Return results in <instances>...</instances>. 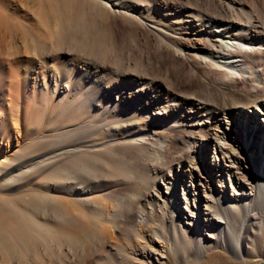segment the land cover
Listing matches in <instances>:
<instances>
[{"label":"bare ground","instance_id":"obj_1","mask_svg":"<svg viewBox=\"0 0 264 264\" xmlns=\"http://www.w3.org/2000/svg\"><path fill=\"white\" fill-rule=\"evenodd\" d=\"M59 1L60 3L57 4L59 7L50 10V13L47 15V20H45V22L48 23H45L46 26H49V24L51 25L54 19L57 24L58 20L60 29L62 30L61 34L64 36L63 38L77 51L89 52L91 55L103 58L117 52V47L115 45H112L103 35L97 33L98 17L108 12V7L102 0H90V5L98 10L94 15L89 13L88 9H90V6L88 4L85 6L81 5L75 13H72L71 0ZM12 2L17 4L19 0H0V48L10 45L8 48L12 51H9L6 56L13 58V60L9 62V66L11 67H13L14 64L15 66L17 65V61L15 63L14 59L20 56L19 51L14 47L15 43L21 42L25 47L26 54L34 55L35 57L40 55L43 56L46 48V43L44 44L39 38L33 36L30 30H27L28 26L25 25L22 20L20 21L22 17L13 18L14 16L12 13L8 11L11 10L9 9V4ZM243 5L244 4L235 3V0H232V4L227 2L225 6L227 7L226 13L221 14L205 10L196 15V17H199V23H204L205 27L208 26L206 23H209V25L213 23V27L222 28V33L217 32L215 29H211L210 26H208L210 27V29L207 30L208 34L205 35L202 32L200 33L198 29L195 30L189 27L187 29V26L183 24L181 27L179 26L177 28L176 25H180L181 22L176 23L174 28L168 25L167 29L173 33L178 34L177 30H180L179 32H182L180 33L181 35L193 34L198 36L199 39L190 37L183 40V38H177L161 31L162 35L160 36H162L165 41L159 39L158 41L161 40V42H158L160 44L159 49H157L163 54L170 53L174 62H176L177 59L185 61V48H189L195 53H200L209 58H221V60L228 59L224 60L228 62H225V64L221 66L228 67L231 71L236 70L239 73L241 72V75L242 73H249L252 77V81H254L253 85L249 83V80H247L245 76H242L241 79H234L231 78L232 75H230L228 71L227 73L209 72L208 76L210 77L208 78L207 84H204L205 86L201 87L199 91L192 92V90H188L187 92H179L174 82H167V88L173 89V96L161 98L160 95L154 96L161 86H165V82H162L163 77L162 74H160L161 71L156 66L154 70L151 66L153 71H149V69L141 63V66L132 70L131 68L127 69L129 66H126V64L125 69L123 63H121L122 61H120L118 67L123 68L121 71L124 72L125 76L127 75L129 77L132 72L144 75L142 77H146L150 75V73L156 74L154 76L152 75L153 80L145 84L146 87L144 86L145 88L143 87L141 90L150 89L152 87L154 92L149 93L148 104L150 107L158 105L157 109H160V111L155 112L156 117L163 114L166 115L165 120L167 119V121L164 120L165 122L160 124L159 127H157L156 124L147 122L144 126L145 129L137 131L133 127H129V125L125 127L117 124L119 122L117 117L123 113L119 110L114 111V114H112V118H116L113 119V122L103 120L99 123V128H96L89 122L90 120L87 117L90 111L86 109V99L81 102L82 107H85V109L80 113L75 112L74 109L76 107L74 108L70 104L72 96L68 98L65 105L68 111L72 112V115L66 124H69V126L74 125V131H81L79 132L80 135L77 133L78 135L76 138L72 139L70 142L72 144L75 143V145L72 146L81 145L85 151L79 149L83 151V154L82 152L74 153V155H76L75 158L69 161L56 160L54 162L53 167H55V171L50 172L45 177V186L40 187L43 193L31 196L29 202L24 201V203L34 205L31 210L33 215L26 213L25 211L27 210H21L16 205V202H9L5 197H0V215L4 213L7 217L9 216L8 219L11 222L15 223L13 231L17 239L10 238L12 234L7 238L15 241L20 239L19 241H21V243L23 241V246H21V248L18 245H13V247H11V242L7 239L10 243H8V247L5 248L6 255L1 254V256L5 255L8 260L4 262L2 258L0 264H12L13 261L15 264H142V262L137 261L136 255L140 256L141 253H145L151 258L153 254L150 251L142 250L141 245L143 244L136 239L145 241L147 246H151L150 244L153 242L152 237L157 233L150 227L152 223L157 224L162 230L166 231L168 236L167 240L172 244L173 250L169 254V259L166 264H196L191 258H195L200 254V249L202 247L205 248L204 244L211 243L207 238H214V244H218L220 248L228 250L236 256L238 255L237 249L240 243L236 234L241 230L244 218L247 217L250 212H253L255 213L256 219L264 223V204L262 203L263 201L260 200V198H263L264 194V190L262 189L264 185L262 179H264V177H261L264 176V171L261 172L260 162L257 158H253L255 165L252 166L244 157H242L241 160V156L239 154L235 155L234 153L232 157L234 156L235 162L238 164L237 166L226 165L228 158L222 153L224 155L223 159L221 158L222 166H220L222 172L216 171V167L209 161L205 162L204 158L198 160L199 151L202 146L205 145V148H209V146L215 142V139L220 141L222 137L219 129H214L213 131V129L209 127L203 126L199 128L200 123H196L195 118L201 120V118L205 116L209 121H212V124H215V126L216 124L220 126L226 123L227 118L229 119L228 122L234 121L237 122L238 125L242 124L243 126V123H250L249 121L258 119L259 115H264V14L258 12L257 9L256 11L258 13L247 11ZM43 7L44 6H42V8ZM16 11L17 10H14L13 13L17 14ZM40 12H35V15L40 19L39 21L43 18ZM188 17H191V15H188ZM185 22L190 23L191 21L185 20ZM184 30L187 32L183 33ZM191 30H194V32H191ZM188 31L190 33H188ZM211 36H214V38H211ZM219 38L223 40H232L233 43L224 47L225 45L219 43ZM91 39L93 43H90ZM174 47L176 49H174ZM3 55H5V53L0 51V113H5L6 110L8 115L5 116V121L6 118H8L10 122H5L7 124V130L0 134L2 135L0 139H2L4 143L6 142L8 145H12L15 142H13L14 140L12 141L13 129H11L9 124L14 125L12 127L14 131H17V134L20 133L18 130L20 124H17L18 118L24 115L23 117L28 119H26V121H29L32 105L30 101L32 100L28 95L23 110L22 107L19 106L17 83H15L16 76L11 72L6 76L3 72V70H5V64L1 62V59L4 57ZM116 55L121 59V53L118 52ZM168 57L170 58V56ZM139 62H142V60ZM172 70V72H177L178 74L179 71L184 70L183 63L180 66L174 67ZM187 71L189 74L187 82L190 85L196 77H198L197 75H199V73L191 65ZM58 73L60 74V80L58 81V79H56L55 81L56 89L60 87L59 83L62 85L65 81L63 74L61 72ZM215 75L230 78V80L234 82V86H232V88L227 86L223 80L214 78L216 77ZM70 77L71 82H73L74 76L70 75ZM37 80L34 79L33 90L31 91L32 94L30 93L32 97H35L37 92L40 91V83ZM159 80L162 84L158 83ZM129 81L133 82L135 80L130 76ZM214 81L219 82L218 86L214 84ZM71 82H69V89L67 90L69 92L72 90ZM108 83H110V81ZM240 84L247 86L245 89L240 90L238 89ZM5 93H7V95H5ZM189 102H191V104H189ZM77 109L78 108H76V110ZM18 113H20L19 116ZM247 113L251 115L248 116ZM122 116H125V114H122ZM127 118L128 117L124 118V123L125 121L127 122ZM209 121H206V124H209ZM27 125V128H24L25 131H27L26 135H24L25 138L23 143L26 142L25 140L28 138V141H31L33 139L32 134L35 131V129L30 126L31 124ZM256 126L259 129L256 133L264 135V121H258ZM61 129H65V127H60L57 130ZM160 129L167 131L166 134L160 131ZM144 130L150 131L151 136L155 139L152 140H154L156 144H162L167 140L168 143L165 145L166 149L164 150V157L162 159L153 157L154 154L149 153L148 147L143 144L119 142L120 139L132 136L136 132L141 135H146L147 133H143ZM215 131L217 132L214 134ZM93 135L96 136V139L104 140L106 145L108 143L107 141H110L108 144H115L114 147H112L114 148V153H110L109 148L104 144L102 149L91 151L90 146H92L91 143L93 141L91 137ZM212 135H215L216 138L213 139ZM247 135L248 138H246L249 143L250 140L253 139V135L249 132ZM223 136H225V134ZM56 144L62 149L64 148L63 141H59V143ZM217 147H220L219 150L222 152L223 147L221 145ZM35 150L29 147L20 153V155L17 154L18 157H15V159L8 157L7 162L4 164L5 167L3 166L4 170H2L3 168L0 169V174L4 171L2 175L10 178V171L18 169L19 175L23 174L24 176L12 175V178L21 183L24 181L30 182L40 177L43 173L48 172L52 167L51 164L41 165L37 168L35 167L36 169L26 171V165L32 162L30 160L35 158L32 156L36 155L38 151L33 153ZM0 152L2 155L7 152L3 149L2 144L0 145ZM242 152L251 156L253 150L243 145ZM32 153L34 155H32ZM191 153L195 154L194 158L190 157ZM202 153L204 157L207 151L203 150ZM188 159H191L190 163L194 161V169L189 172V175H193L195 171L199 172L201 166L210 171V173L214 175V178L215 176H224L226 181L229 178L234 186L233 193H231V191H227L225 186L221 185L219 181L214 186L218 198L215 191L211 188L208 189L212 191L211 196L203 195V193H207L205 188H203V193L200 192V199L198 198V201L193 203V200L190 199L192 209L195 210L196 215L187 214L188 217L185 219L193 220L195 223L194 226L197 227L198 225V228L201 229V226H199L197 222V220L200 219L201 224L207 227V229H210V232H206L204 235L203 232L202 234H196V232L189 233L185 227L184 229L181 228L180 224H185L182 218L183 215L178 214L177 217V209L173 206V203L176 204V201L179 200L178 196L174 197L175 186L177 183L181 182V175L185 174L186 171L188 172L187 169L185 171H183V168L182 170L179 169L177 165H184ZM162 181H164L165 184H169V187H167V191L169 190V192L163 189ZM194 181L195 180L187 181L185 185L186 188L189 187L188 184H192ZM52 182H55L57 188H54ZM78 185L84 188L79 189L77 188ZM192 186L193 185H190V187ZM44 187L47 188L45 189ZM44 189L45 191H43ZM53 189L58 195L67 193L66 195L69 196V201L57 200L56 197L54 195L52 196L50 193ZM186 191L187 195L191 193L188 190ZM252 192H254L255 195H253ZM89 193H109V195L107 194V198L104 196V198L99 197V203L92 200V205H89L79 198L81 195ZM193 197L197 198L195 195ZM174 198L175 202H173ZM73 199L77 200L73 201ZM160 199H163L165 205L163 209L160 207L162 210L161 212H163L162 217L156 215V208ZM199 200L200 202H204L206 206L203 204L201 205ZM147 205H152L154 208L153 220L148 216L141 225H137L140 207L141 209L147 210ZM77 206H79V208ZM108 207L111 209L108 210ZM73 212H77V214ZM76 216H80V218L77 219ZM118 218L123 219L120 220ZM40 219L46 221V224L54 223L55 226L62 227L67 230L68 233H72V235L68 234L69 236L66 235L67 237L65 236L63 239L58 236L50 238L42 236V233H48L51 229L46 225L45 227L43 223L40 222ZM50 224L48 226H51ZM2 225H4V223ZM253 225V223L251 225L248 224L245 229V234L251 235V228ZM26 241H28V243ZM244 241L243 239L240 246H242L241 253H243L245 257L249 259L264 257V224L260 227L258 234L253 236L255 253L245 250L243 247ZM2 244L6 245L5 243ZM25 246L29 251L33 252L32 256L26 253ZM113 247L114 249H112ZM111 249L115 252L117 251V253H113ZM211 252V257L214 258L215 264H252L249 261H236L221 251ZM14 257L16 258L15 260ZM259 261V264H264V258Z\"/></svg>","mask_w":264,"mask_h":264},{"label":"rangeland","instance_id":"obj_2","mask_svg":"<svg viewBox=\"0 0 264 264\" xmlns=\"http://www.w3.org/2000/svg\"><path fill=\"white\" fill-rule=\"evenodd\" d=\"M58 1L59 0H50V1L19 0V3L16 2L17 4H14L13 2L11 3L12 6L11 4H9L10 5L9 9H11L12 11L11 10L8 11L11 12L12 15L14 16L12 17L14 19L18 18L19 16L22 17L20 21L22 20V22H24L25 25L28 26L27 30H30V33L33 36L39 38L42 42H44V44L46 43L45 44L46 48L44 50L45 54L43 56L40 55L38 57L37 56L35 57L34 55L26 54L24 45L21 42L20 43L17 42L15 43L14 47L19 51L20 56L16 57V59H14L15 60L14 62L16 63L17 61L18 66L17 65L15 66L14 64V66L11 67L9 66V62L10 60L12 61L13 58L11 57L12 58L11 59L10 57L6 56L9 53V51H12L9 50L8 48L10 45L8 47L5 46L0 48V51H3L5 53V55H3L4 57L1 59V62L5 64L4 65L5 70H3V72L5 73L6 76L9 72L13 73V75L16 76L15 83H17L19 106L22 107L23 110V107L26 105L25 101L28 95L32 100L30 101V104L32 105H31V113L29 114L30 115L29 121H26L27 118L23 117L24 115L22 114H21L22 116L19 117L20 120L18 118L17 124H20V126L18 127L20 133L17 134L16 133L17 131H14V128L12 127L14 125L9 124L11 129H13L12 141L14 140L13 142L15 143H13L12 145H8L6 142L4 143L2 139H0V143L2 144L3 149H5V151L7 152L9 151L8 153L6 152L4 155H2L0 152V169L3 168L2 170H4L5 167L4 164L7 162L8 157H12V159H15V157H18L17 154L20 155V153H22L29 147H31L33 150L36 149L35 152L33 153H36L37 150H38L37 153L38 152L39 153L38 154L36 153V155L32 153V155H34L32 157L35 158L33 160H30L32 162H30L29 165H26L27 166L25 168L27 169L26 171L36 169L41 165H46V164L52 165L51 169L48 172L43 173L42 175H40V177H37L34 180H31L30 182L24 181L19 183L18 181L13 180L14 178H12V175L15 176L19 175L18 169H14L10 171V175H11L10 178H7L4 175H2L4 171H2L0 174V197H5L9 202L11 201L16 202V205L21 210H27L25 212L30 215H33L31 213V210L33 209L34 205L24 203V201L29 202L31 196H35L38 193H43L40 187L45 186L44 184L46 179L45 177L50 172L55 171V167H53L54 162L56 160H63L65 162L69 161L75 158L76 155H74V153L82 152L83 154V151H85L84 148L81 147V145L72 146L75 145V143L72 144L70 142L72 139H75L78 134L80 135L79 132L81 131L79 130L74 131V125L69 126V124H66L68 120H70L72 115L71 114L72 112H69L68 108L65 105L69 97L72 96V100L70 101L71 106L74 108L75 107L78 108L77 109L78 111L76 110V108L75 109L73 108L74 111L80 113H82V111L85 109V107H82L81 102L86 99L85 100L87 104L86 109L90 111L87 117L90 120L89 122L93 124V126H95L96 128H99V123L103 120H106L107 122H113V119L116 118L114 117L112 118L113 116L112 114H114V111L117 110L123 112L122 114H125V116H122L121 114L119 117H117L119 119V122L117 124H120L121 126L123 125L125 127L129 125V127H133L134 129H136V131L140 129H145L144 126L145 124H147V122L156 124L157 127H159L160 124H163L165 121H167V119L165 120L166 115L161 114L160 116L156 117L155 112L160 111V109H157L158 105H153L150 107V105L148 104L149 93L154 92V90H152V87L150 89L141 90L145 86V84H148L151 82V80H153L152 77L156 74L150 73L151 76L148 75L146 77H142L144 75H140V73L137 74L132 72V74H130L129 77L131 76V78L134 79L135 81L133 82L129 81V77L127 75L125 76L124 72L121 71L123 70V68L118 67L120 61H122L121 63H123L124 68L128 65L129 67L127 69L131 68L132 70L134 68H138L139 66H141V63L142 65L144 64V66L147 67L149 71H153L156 66L161 71L159 72L160 74H162L163 77L162 82H165V86H161L160 88L158 87L159 88L158 92L157 94H154V96L160 95L161 98L173 96V89L167 88L168 86L167 82H174L175 87L179 92H187L188 90L189 91L192 90V92L199 91L201 87L205 86L204 84H207L208 78L210 77L208 76L209 72L227 73L228 71V73L232 75L231 78L241 79L242 76H245V78L249 80L250 84L252 85L254 84V81H252V77L249 75V73H242L241 75L240 74L241 72L239 73L236 70L231 71L230 69H228V67H222L221 65H224L225 62H228L224 60H228V59L221 60V58H209L200 53H195L189 48H185L184 50V54H186L185 61L177 59L176 60L177 63H176L172 59L170 53L163 54L158 50L160 44L158 42L164 40L162 36H160L162 35L161 31L177 38H181V39L183 38V40L188 39L190 37L199 39L198 36H195L193 34L181 35L180 33L182 32H179L180 30H177L178 34H176L167 29L168 25H171L174 28L175 24L178 22H181V24L178 26L176 25L177 28L179 26L181 27L183 24L187 26L186 27L187 29L188 27L195 30L198 29L200 33L202 32L203 34L207 35L208 34L207 30H209L211 27V29H215L217 32L222 33L223 31L222 28L216 26L213 27V23H211L210 25L209 23H206L210 27L208 26L205 27L204 23L202 22L199 23L198 21L199 17H196V15H198L201 11H205V10H209L221 14L226 13L227 7L225 6L227 2L228 3L230 2L232 4V0H102L107 5L108 12L101 14L100 15L101 17L100 16L98 17L97 33L103 35L104 38L109 43L117 47L116 48L117 52L115 54L108 55V57H104V58L91 55L89 52H82L74 49L63 38L64 36L61 34L62 30L60 29L58 20L56 24L55 22L56 20L54 19L53 21L52 19L53 21L52 24L46 26L45 23H48L45 22V20H47V15L50 13V10L59 7V5L57 6V4L60 3V1L59 2ZM70 3H71L72 13H75L78 10V7H80L81 5L85 6L86 4L90 6V9H88L90 14L94 15L98 11L94 9L93 6L90 5V0H71ZM235 3L244 4L243 6H245V9H247V11H251L253 13L258 11L264 14V0H235ZM42 6L44 7L42 8ZM14 10H17L16 11L17 14L13 13ZM36 11L39 12L41 11L40 13L43 17L41 18V21H39L40 19L37 17V15H35ZM188 15H191V17H188ZM185 20H189L191 22L190 23L185 22ZM186 32L185 30L183 31V33ZM191 32H194V30L193 31L191 30ZM188 33L190 32L188 31ZM211 38H214V36L213 37L211 36ZM159 39L161 40L158 41ZM90 43H93L92 39L90 40ZM219 43L225 45L224 47H227L230 44H232L233 41L229 39L223 40L219 38ZM174 49L176 48L174 47ZM118 52L121 53V59L116 55ZM167 54L168 56H170V58L167 56ZM141 60L142 62H139ZM182 63L184 66V70L179 71L178 74L177 72H175L176 74L172 72L173 71L172 69L174 67L180 66ZM190 65L193 66L196 71H198L199 75H197L198 77H196V79L189 85V83L187 82L189 79V74L187 73L188 72L187 70H189ZM151 66L153 70L151 69ZM58 72H61L63 74L65 81L64 83H62V85L59 83L60 87L56 89L55 81L56 79H58V81L60 80L59 79L60 74ZM70 75L74 76L73 82H71ZM215 76L216 77L214 78L217 79L219 78L223 80V82L227 84V86L231 88L232 86H234L233 84L234 82H232L230 78L221 75L220 76L215 75ZM34 79L36 80L39 79L37 81L40 83V91L37 92V95H35V97H32L31 91L33 90ZM109 81L110 83H108ZM69 82L72 83L71 92L67 91L69 89ZM162 82L159 80L158 83L162 84ZM214 84L218 86L219 82L214 81ZM246 86L247 85L240 84L238 89L240 90L245 89ZM5 95H7V93H5ZM192 98L196 99L195 97ZM189 104H191V102H189ZM7 115L8 112H6V110L5 113L3 112L0 113V134H2V132L7 130V124L5 122H10L8 121V118H6L5 121V116ZM19 115L20 113H18V116ZM247 115L249 116L251 114L247 113ZM125 117L128 118L126 119L127 122L125 121L124 123L123 120ZM263 119H264V115H259V118L255 119V121H249L250 123L245 122L243 123L242 126V124L238 125V123L234 121L228 122L229 119L226 118L227 121L226 123L221 124L220 126L219 125L217 126L216 124L215 126V124H212V121H209V119H207L205 116L201 118V120L195 118V122L200 123L199 128L203 126L209 127L210 129L212 128L213 131L214 129H219L221 131V137H222V139L218 141V139H215L216 136L212 135L213 139H215V142H213L212 145L209 146V148L207 147L205 148V145L201 147L199 151L198 160L204 158L205 162L209 161L216 167V171L222 172V168L220 169V166H222V159L224 157L222 153H224L225 157L228 158V162H226V165L237 166L238 164L235 162L236 160L234 159V156L232 157V154L234 153L235 155L239 154L241 156V160L242 157H244L247 160V162L252 166L255 165L253 158L254 157L255 159L257 158V160L260 162L259 164L261 167V172L264 171V161H263L264 135H259L258 133H256L259 130L256 124H258V121L261 122L264 121ZM206 121H209V124H206ZM27 124H31L30 126L34 128L35 131L32 134L33 139L31 141H28L29 139L28 138L25 140L26 142L23 143V140L25 138L24 135H26V131H27V130L25 131V129L28 126ZM60 127H65V129L57 130ZM160 131H163L164 134H166L167 132L164 129H160ZM43 132L46 135V137L43 134ZM216 132L217 131H215L214 134ZM248 132L253 135V139H251L249 143L247 141ZM143 133L144 134L147 133V134L141 135L140 133L136 132L132 136L126 137L124 139H120L119 142L143 144L144 146L148 147L149 153L154 154L153 157L155 158L158 157L162 159L164 157V150L166 149L165 145H167L168 143L167 140H165L166 142L162 144H156V142L154 141L155 139L151 136L149 130L147 131L144 130ZM224 134L225 136H223ZM0 137H2V135H0ZM91 138L93 139L91 143L92 146L89 145L91 151H98L102 149V147H104L103 144L106 145L105 144L106 142H104V140L96 139L95 135H93ZM59 141L60 142L63 141L64 143L63 149L60 146H57L58 144L56 143H59ZM107 142L110 143V141ZM108 143L106 146L109 148V152L114 153V148L112 147H114L115 144L113 145ZM219 145L223 147L222 152H220L219 150L220 147H217ZM243 145H245L248 149L253 150L251 156L244 154L242 152ZM79 149L80 150L83 149V151H80ZM203 150L207 151V154L204 157L202 153ZM194 155H195L194 153H191L190 157L194 158ZM244 158H243V162H244ZM190 160L191 159H188V161L185 162L184 165H177L179 169L182 170L183 168V171L187 169L188 172L186 171L185 174L181 175V182L177 183L175 186L174 197L178 196L179 200L176 201V204L173 203V206L176 207L177 209V213H176L177 217L178 214L183 215L182 218L185 221L184 222L185 224L181 223L180 224L181 228L184 229L185 227L189 233L196 232V234L199 233L202 234L203 232L204 235V233L210 232L209 231L210 229H207V227L201 224L200 219H198L197 222L199 223V226H201V229L198 228V225L197 227L194 226L195 223L193 220H186L188 217L187 214L196 215L195 210L192 209L190 199L193 200L192 201L193 203L198 201V198L200 199V192L203 193L204 190L203 188H205L207 192V193H203V195L211 196L212 191H209L208 189L211 188L212 190H214L215 184L218 183L219 181L221 182L220 184L224 185L225 189L227 191H231V193H233L234 186L232 185L229 178L227 181L224 176H215L214 178V175H212L210 171L204 169L201 166H200L201 171L200 170L199 172L195 171L193 175H189V172L192 171V169H194V161L193 163H190ZM19 176L23 177L24 175L21 174ZM193 180L195 181L192 184L191 183L188 184L189 187L186 188L185 185L187 181H193ZM262 181L264 182V179H262ZM161 183L163 189L167 191V187H169V184H165L164 181H162ZM52 184L54 188H57L55 182L54 183L52 182ZM190 185L193 186L190 187ZM44 188L46 189L47 187ZM77 188L83 189L84 187L82 186L80 187V185H78ZM45 189L43 191H45ZM262 189L264 190V185ZM186 190H188L191 193L187 195ZM78 192L81 193L80 191ZM167 192H169V190ZM50 193L52 194V196L54 195L57 200L60 199V200L69 201V196L66 195L67 193L58 195L54 191V189L51 190ZM107 194L109 195V193H103V194L89 193V194L81 195L79 198L81 200H84L85 203L87 202V204L92 205L91 204L92 200H95L99 203L100 202L99 197L107 198ZM252 194L255 195L254 192H252ZM194 195L197 196V198L193 197ZM216 196L218 198L217 193ZM76 200L77 199H73V201ZM260 200H262L263 201L262 203L264 204V194H263V198H260ZM173 202H175V198ZM200 204L206 206V204L202 201L200 202ZM77 207L79 208V206ZM160 207H162V209L165 208L163 199H160V202L156 208L157 209L156 215H160L162 217L163 212H161L162 210ZM182 208H183V213H182ZM109 209L111 208L108 207V210ZM233 209L237 210L236 208ZM153 212H154V208L152 205H147V210L141 209L140 207L139 216L137 218L138 219L137 225H141V223L148 216L152 218L151 220H153L154 217ZM73 213L77 214V212H73ZM4 216H6L4 213L3 215H0V243H1L0 260H2L3 258V261L7 262L8 258L5 257L6 255L5 248L8 247L9 245L8 243L10 242L12 243V244L10 243L11 247H13V245H18L21 248V246H23L22 245L23 241L21 243V241H19L20 239L16 241L10 240V238L17 239V236L14 235L15 233L13 231L15 223L11 222L8 219L9 216L8 217L7 216L4 217ZM76 217L77 219L80 218V216H76ZM118 219L122 220L123 218H118ZM40 222L43 223L44 226L46 225L51 229V231H49L48 233H42V236H45L47 238L58 236L59 238L63 239L66 235L67 236L72 235V233L71 234L68 233V231L63 229L62 227L55 226L54 223L52 222H51L52 224L49 223L51 226H48L49 224H46V221H43V219H40ZM3 223L4 225H2ZM252 223L254 225L251 228V235L245 234L246 227L248 226V224L251 225ZM152 224L150 225V227H152L154 229V232L157 233L152 237L153 242L150 244L151 246H147L145 241H142L140 239H136V240L141 244H143L141 245L142 250L150 251L153 255H151V258H149V256L146 255L145 253H141L140 256L136 255L135 257L138 259L137 261L142 262V264H166L169 259L168 256L173 250L172 244L167 240L168 236L166 231L162 230L157 224L155 223ZM263 224H264L263 222L256 219L255 213L253 212H250L247 215V217L244 218V221L242 222L241 225V230L236 234L238 241L240 243L237 249L238 250L237 256L235 254H232V252L228 250H224L223 248H220L218 244H214L213 243L214 238H207V240H209V242L211 243L204 244L205 248L202 247L200 249V254L195 258L192 257L191 259L196 264H215L216 262L214 258L211 257V253H212L211 251H221L224 252L225 255L231 257L236 261H243V262L249 261L252 264H259L260 262L259 260L264 257L262 258L254 257L249 259L245 257L243 253H241L242 246L240 245L242 240L244 239L245 241L243 247L245 248V250L252 251L255 253V248L253 246V236L258 234L259 229L261 226H263ZM7 239L10 242H8ZM28 241L26 242L28 243ZM2 243H5L6 245ZM112 249H114V247ZM25 251L27 254L29 253V256H32L33 252L29 251L26 248V246H25ZM112 251L113 253H117V251L116 252L114 250ZM1 254H5V255L1 256ZM15 259L16 258L14 257V260ZM12 264H15L14 261Z\"/></svg>","mask_w":264,"mask_h":264}]
</instances>
